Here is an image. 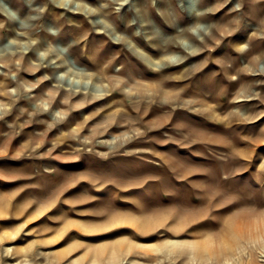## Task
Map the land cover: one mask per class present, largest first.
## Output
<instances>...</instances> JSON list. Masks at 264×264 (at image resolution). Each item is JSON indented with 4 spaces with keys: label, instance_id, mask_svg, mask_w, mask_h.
I'll list each match as a JSON object with an SVG mask.
<instances>
[{
    "label": "rangeland",
    "instance_id": "1",
    "mask_svg": "<svg viewBox=\"0 0 264 264\" xmlns=\"http://www.w3.org/2000/svg\"><path fill=\"white\" fill-rule=\"evenodd\" d=\"M206 3L0 0V264H264V0Z\"/></svg>",
    "mask_w": 264,
    "mask_h": 264
},
{
    "label": "bare ground",
    "instance_id": "2",
    "mask_svg": "<svg viewBox=\"0 0 264 264\" xmlns=\"http://www.w3.org/2000/svg\"><path fill=\"white\" fill-rule=\"evenodd\" d=\"M144 1H145V0H144ZM207 1H209V0H203V4H207V3H206ZM173 2H174V1H173ZM145 3H146V2H145ZM165 3H166V2H165ZM168 4H169V3H168ZM171 4H172V3H171ZM145 7H146V6H145ZM0 10H3V9L0 8ZM263 159H264V158H263ZM218 205H220V204H218ZM233 219H234V218H233ZM230 221H231V220H229L228 222L230 223ZM241 222H242V221H241ZM235 224H236V223H235ZM228 225H229V227H230V224H228ZM232 225H233V224H231V227H232ZM243 226H244V224H243ZM227 227H228V226H227ZM262 227H263V226H262ZM227 229H228V228H227ZM230 229H231V228H230ZM234 229H235V228H234ZM231 231H232V229H231ZM235 231H236V229H235ZM240 232H241V231H240ZM241 233H242V232H241ZM225 234H226V233H225ZM245 234H246V233H245ZM227 235H228V234H227ZM241 235H242V234H241ZM262 235H263V234H262ZM243 236H244V235H243ZM243 236L239 237V238H241L240 240H242ZM226 237H228V236H226ZM229 237L231 238L232 236L229 235ZM234 237H235V235H234ZM247 238H250V237H247ZM247 238H246V240H247ZM228 239H229V238H227V240H228ZM231 240H232V238H231ZM231 240H228V241L230 242ZM246 240H245V241H246ZM249 240H250V239H249ZM223 241H225V238H224ZM233 241H235L234 238H233ZM226 242H227V241H226ZM231 242H232V241H231ZM231 242H230V243H231ZM246 242H247V241H246ZM227 243H228V242H227ZM240 243H241V241H240ZM243 243H244V242H243ZM173 244H175V243H173ZM232 244H235V245H236V243H234V242H233ZM232 244H231V245H232ZM241 244H242V243H241ZM241 244H240V245H241ZM244 244H245V243H244ZM244 244H243V245H244ZM222 245H223V246H226V245H224V244H222ZM231 245H230V244H227L226 248L224 247V248H225L224 250H227V251H230V252H231V251H235V252H237L238 249H236L235 247H233V248H235L237 251L234 250V249L232 248ZM236 246H237V245H236ZM237 247H238V246H237ZM240 247H242V246H239V248H240ZM168 248H169V247H168ZM244 248H245V246H244ZM222 249H223V248H222ZM232 249H233V250H232ZM240 249H241V248H240ZM219 250H221V249L219 248ZM213 251L215 252V254L218 253V252H216V250H213ZM213 251H212V252H213ZM217 251H218V250H217ZM222 251H223V250H222ZM116 252H117L116 249L113 248V249H112V253L115 254ZM212 252H211V253H212ZM214 252H213V253H214ZM220 252H221V251H219V253H220ZM219 253H218V254H219ZM218 254H217V255H218ZM232 254H235V253H232ZM97 255H98V254H97ZM220 255H221V254H219V257H221V256L224 257L225 254H224V255H221V256H220ZM226 255H227V254H226ZM227 256H229V255H227ZM232 256H233V255H232ZM212 257L215 258V255H214V256L212 255ZM230 257H231V256H230ZM209 258H210V257H209ZM209 258H208V259H209ZM214 258H213V259H214ZM216 258H217V257H216ZM231 258H232V257H231ZM210 259H211V258H210ZM217 259H218V258H217ZM217 259H216V261H217ZM220 259H221V258H220ZM229 259H230V258H229ZM213 261H214V260H213ZM131 264H136V263H135V262H132Z\"/></svg>",
    "mask_w": 264,
    "mask_h": 264
}]
</instances>
